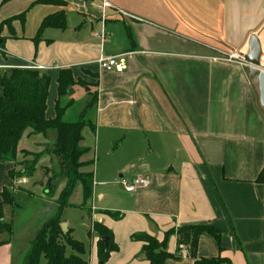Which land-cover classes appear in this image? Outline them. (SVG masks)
Listing matches in <instances>:
<instances>
[{
	"label": "crops",
	"instance_id": "obj_1",
	"mask_svg": "<svg viewBox=\"0 0 264 264\" xmlns=\"http://www.w3.org/2000/svg\"><path fill=\"white\" fill-rule=\"evenodd\" d=\"M36 1L0 0V75L15 68L38 70L50 78L46 118L57 116L59 104L66 121H77L70 111L80 104L79 117L91 124L81 143L91 148L83 160L93 162L83 170L94 172L85 222L88 240L76 238L66 222L72 236L85 245L83 259L101 264L100 237L89 235L97 221L112 231L118 245L104 264H150L143 242L132 235L147 233L162 241L166 231L188 225L215 227L221 235L202 234L197 257L164 264H196L201 259L264 264L259 80L250 68L214 58L232 48L247 55L256 36L264 68V0H107L109 6L103 0ZM62 10L67 27H48L36 41L42 21ZM22 14L24 18L18 17ZM122 55V72L98 63ZM62 69H70L76 83L61 96ZM56 140L55 130L26 131L19 151L42 156L25 182L10 176V171L23 169L22 153L19 164L0 163V202L4 189L13 190L18 199L33 195L38 185L48 194L46 183L56 160L49 150ZM139 176H149L150 185L127 192L123 181ZM16 209L4 204L0 219L13 222ZM47 219L40 216L23 238L15 231L0 234V264L23 260ZM168 251L179 255L176 235L170 237Z\"/></svg>",
	"mask_w": 264,
	"mask_h": 264
},
{
	"label": "trees",
	"instance_id": "obj_2",
	"mask_svg": "<svg viewBox=\"0 0 264 264\" xmlns=\"http://www.w3.org/2000/svg\"><path fill=\"white\" fill-rule=\"evenodd\" d=\"M62 3L61 0H37L35 3ZM25 14L18 17L24 18ZM11 20L5 23H10ZM48 27L65 29L67 20L65 12L59 11L47 16L41 23L35 40L42 38L44 30ZM130 36V33H129ZM2 41L0 50H3ZM76 82L73 79L70 69H62L59 76L60 95H67L68 90ZM50 78L41 74L36 69L15 68L0 75V163L8 162L19 164L20 153L23 154V169L10 171L13 179L30 177L36 172V166L42 153L19 151V142L28 130L33 134H46L50 130L57 132V140L49 150L54 154L59 163V172H54L48 178L46 190L48 194L54 193L59 184V178H65L64 187L56 200V212L48 218L37 231L30 248L28 249L22 264H88L83 259L85 245L82 241L72 236V230L66 233L61 228L63 211L66 208L75 207L71 203L72 195L78 183L82 187L83 202L79 205L88 209V203L92 199L94 190V172L83 169L91 166L92 161H84L83 157L90 153L91 148L82 146L83 131L90 126V122L84 117L77 121H66L64 119L65 108L57 105V116L54 119L46 118L48 89ZM31 157V158H30ZM264 182V171L260 175ZM18 190V189H16ZM0 202V217L4 204L10 205L13 209L21 207L13 190L4 189ZM108 213L120 217L118 212ZM210 233L219 239L221 232L215 227L205 225H188L172 228L165 232V237L160 241L156 236L147 233H135L133 240L143 242V252L150 264H164L168 259H176L180 255H174L168 251V241L172 235L178 238V254L183 245L190 249V255L197 257V248L200 237L204 233ZM14 233L13 222H5L0 219V234ZM97 234L98 255L101 264H104L111 253L118 250L114 242L111 230L102 223L94 221L89 235ZM108 239L105 241L104 239ZM1 244V243H0ZM71 253H68V250ZM221 259H201L196 264H220Z\"/></svg>",
	"mask_w": 264,
	"mask_h": 264
},
{
	"label": "rangeland",
	"instance_id": "obj_3",
	"mask_svg": "<svg viewBox=\"0 0 264 264\" xmlns=\"http://www.w3.org/2000/svg\"><path fill=\"white\" fill-rule=\"evenodd\" d=\"M81 105L75 104V106L71 109L70 115L72 116V120H78L80 117V113L78 112V107ZM79 114V115H78ZM113 151V148H112ZM56 160H54V164L51 165V172L55 171L57 172V166L55 162L57 163V158L52 155ZM119 174V173H118ZM130 174L125 175L126 177H129ZM118 178H120V174L117 175ZM62 180H65V178H59V184L54 193L52 194H46L45 189L41 187L40 185L34 187V194L29 196H22L19 200L22 207L19 209H16V214L13 220L14 224V231L18 236L24 237L25 235H28L30 232L33 231L34 227L31 229V227L35 224H37L38 218L40 216L48 215V218L52 216L54 212V204L53 200L54 197H57L58 192L61 188V185L63 183ZM99 188H103L100 186ZM44 197L46 198V202L44 200ZM51 197V198H49ZM43 199V201H42ZM83 200L82 196V187L81 184L78 183L76 186V189L72 195L71 201L75 203H81ZM89 210L86 208H80V207H73V208H67L65 211H63V220L64 222L70 223L72 227L75 229V236L76 238H83V242L88 240V228L85 225V222H87L88 225V219H89ZM42 218V217H41ZM44 218V217H43ZM80 240V239H79ZM23 242V240H22ZM68 253H71V250H68ZM24 260H20L18 264H22ZM41 264H45V259L43 258L41 261Z\"/></svg>",
	"mask_w": 264,
	"mask_h": 264
},
{
	"label": "built area",
	"instance_id": "obj_4",
	"mask_svg": "<svg viewBox=\"0 0 264 264\" xmlns=\"http://www.w3.org/2000/svg\"><path fill=\"white\" fill-rule=\"evenodd\" d=\"M105 6H109L110 3L107 0H103ZM96 36H102V33H95ZM216 60H223L231 63H237L243 67L251 68L252 65L245 59V55L242 54L241 50L238 48H232L230 51L220 54L219 56L214 57ZM98 63L107 70L115 69L118 72H122L126 68V63L124 56L109 57V58H100ZM36 68H42L37 67ZM24 182L26 179H22ZM149 176H139L131 180H124L123 185L127 192H134L137 188L148 187L150 185ZM181 257H186L190 255V249L186 245L182 246V249L179 252Z\"/></svg>",
	"mask_w": 264,
	"mask_h": 264
},
{
	"label": "water",
	"instance_id": "obj_5",
	"mask_svg": "<svg viewBox=\"0 0 264 264\" xmlns=\"http://www.w3.org/2000/svg\"><path fill=\"white\" fill-rule=\"evenodd\" d=\"M261 47L256 36H252L250 40V53L245 55V59L252 65L250 68V74L253 77H257L259 80L260 89V101L264 108V68L260 66ZM61 228L66 233L68 231V225L66 222L61 223ZM107 241L108 239H104Z\"/></svg>",
	"mask_w": 264,
	"mask_h": 264
}]
</instances>
